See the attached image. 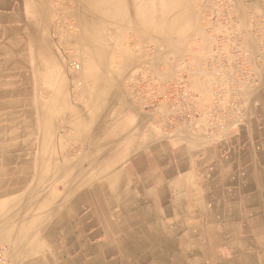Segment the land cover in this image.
Masks as SVG:
<instances>
[{
    "label": "crops",
    "instance_id": "crops-1",
    "mask_svg": "<svg viewBox=\"0 0 264 264\" xmlns=\"http://www.w3.org/2000/svg\"><path fill=\"white\" fill-rule=\"evenodd\" d=\"M233 2L241 9L237 18L244 27L225 30L234 35L232 42L181 49L166 64L164 51L152 56L143 51L139 59L125 60L124 75L113 84L101 83L110 71L94 80L106 85L107 93L95 92L88 106L98 116L89 145L100 147L101 116L107 112L115 132L107 146L123 147V155L109 158L101 172L88 168L95 169L88 175L83 165L66 168L62 160L60 176L69 175L82 188L59 185V191L52 187L53 166L48 170L44 158L30 150L26 160L16 154L19 146L36 148L37 125L42 124L36 118L51 113L50 104L42 103L51 94L39 86L37 62L51 47L38 40L45 33L42 26L36 28L43 18L42 3L40 9H30L27 14H34L26 23L13 2L0 0L2 264H264V0ZM252 19L259 22L249 24ZM63 86L66 100L75 103L77 92H69L68 82ZM170 87L175 92L165 100ZM81 97L87 104L88 97ZM78 137L81 144L66 141L71 148L83 146V136ZM125 167L130 174L124 178ZM89 177L93 180L87 185ZM100 185L109 193L119 191L118 201H131L124 209L126 202L114 200L104 221L107 229L92 197ZM52 193L57 199H47ZM179 213L189 221L179 220ZM168 230L172 238L163 239ZM188 231L195 234L184 236ZM117 238L137 248L121 257L114 251ZM90 240H95L92 249L84 247Z\"/></svg>",
    "mask_w": 264,
    "mask_h": 264
},
{
    "label": "rangeland",
    "instance_id": "rangeland-1",
    "mask_svg": "<svg viewBox=\"0 0 264 264\" xmlns=\"http://www.w3.org/2000/svg\"><path fill=\"white\" fill-rule=\"evenodd\" d=\"M5 1L7 4L13 2V6L20 11L18 13H20L19 15L22 19L21 21H23L24 18L23 22H31V16H33L34 13H27L30 11L28 6H30L33 10V0ZM233 1L234 0H186L177 2L171 7L173 10L170 14L159 17L157 20L158 22H163L168 26H174V29L171 32L167 30L163 31L161 29L160 31H156L151 29L149 26L145 29H140L141 27L139 26H145L147 23L153 21L146 20L145 16L140 14V8L143 6V3H141L140 0H128V2H124V5L127 7V11L129 12V17L117 18L118 16H109L105 19V23L101 24L105 29L103 32H100L102 29L101 26H99L100 28L96 27V31L98 30L99 33L105 35L108 34V32L110 33L108 30L109 28L112 29V33L110 34L112 43L108 46L109 48H107V55H103V57L108 58L104 64L107 66V70L110 71V75H108V78H104L101 83L109 84L112 82L113 84L114 78L124 75V66L126 65V61L133 60L134 55H136L134 60L139 59V55L143 51H146L149 56L155 55L157 51H164L166 55V58L164 59L165 63L169 60L168 57L170 54L178 52L181 49L198 51L203 50L204 48L216 47L221 43L232 42L234 40V38L232 39L234 35L227 34L225 30L232 31L234 33V29L237 27L240 29L244 27V25L242 26L243 20L237 18L238 13H241V9L237 10V3ZM41 3L43 8V18L41 23H37L38 25L36 28L39 29L40 26H42L43 30L45 29V33H42L38 40L41 45L44 44L45 41H49L51 47H47L45 49L46 52L41 53V57L37 59L39 68L41 69V71L39 70V86L42 91H46V96L49 95L50 97L51 94L49 99H43L42 102L46 107V104H50L51 113L50 115H44L41 117L44 122H41L42 124L37 126L38 133L36 132V140L39 141V139L42 138L50 140V143L55 146L53 149L55 150V156L57 157H63V155L65 157H81V154L85 149L84 146L79 149H74L68 144L71 139L81 144V140H79L78 137L80 129L90 133L89 139H91L90 131L93 126L96 125V123H93L96 120V117L88 114L87 108L88 106H91L92 99L95 97L94 93L96 88L94 85L97 84H94L92 81L90 82L87 75H83L80 58L82 54H84L85 49L79 48L78 50V48H75L74 44L76 42L70 37V35L79 32L76 37L80 39L84 37L85 40L88 38V35L84 30L85 28H77V22L80 18V14L82 13L81 3L80 0H41ZM243 5L244 4L239 7H243ZM162 6L160 3L158 4V8H161ZM90 11L91 10H89V12ZM86 20L90 19L86 18ZM253 22L258 23L259 20L252 19L248 21L249 24ZM261 22H264V19ZM118 23H126L127 25H130L131 23L132 26L126 25L127 27L117 31L118 28L115 29L114 27H116L115 24ZM50 59L55 60V62L50 63ZM69 65H73L74 69H71ZM137 65L140 64L138 63ZM103 67L101 68V71L103 70ZM63 82H68L69 92L71 94L77 92V96L79 97L75 103H71L66 100L64 95L67 94V91L63 86ZM81 96L88 97L87 104L82 101ZM64 103L65 109H63L64 107H61V104ZM77 104L83 106L82 109L80 107L79 111L76 109ZM84 111H86V113ZM76 118L79 120V124H76L78 129L76 128V125L72 123ZM64 129L69 131L65 134ZM60 130H62V132ZM117 130L118 129H116V131ZM114 138V129L110 128L108 120L106 119L105 124H102L101 126L99 135L100 147H90V150L96 155L95 157L100 158V163L95 164L97 172L98 168L100 172L102 171L101 168L104 167L109 158L118 154H123V147L118 149L113 146H107V143L114 140ZM35 154L37 156H42L43 152L38 150V153ZM50 154L53 153L50 152ZM52 166L53 188L58 189L59 185L63 187L62 189H70L77 186L82 188V186H80V182L70 180L71 178L69 175L65 174L60 176V172L56 171L58 170L57 166H59V162L53 163ZM94 171L95 169H92V171L88 168L85 169L87 175L92 174ZM45 175L46 177L48 176L47 174ZM38 182L39 181L37 180V184ZM84 191H86V188H84ZM86 233L87 230L85 235L88 234ZM91 241L92 240L87 243L85 242L84 247L89 246L91 248ZM5 262L6 259L4 257L3 263Z\"/></svg>",
    "mask_w": 264,
    "mask_h": 264
},
{
    "label": "bare ground",
    "instance_id": "bare-ground-1",
    "mask_svg": "<svg viewBox=\"0 0 264 264\" xmlns=\"http://www.w3.org/2000/svg\"><path fill=\"white\" fill-rule=\"evenodd\" d=\"M41 0H33V9L34 11L35 10H38L40 9V2ZM75 1V0H74ZM148 0H143V6L140 8V14L143 16H145V19L146 20H153L152 22H149L147 23L145 26H139L141 27L140 29H145L147 26H149L151 29L153 30H156V31H160L161 30H167L169 32H171L173 29H174V26H168L166 25L165 23L163 22H158V18L159 17H163V16H167L168 14H170V12L173 10V8H171L175 3L179 2V0H149L151 1V3H148L147 2ZM158 1V2H157ZM180 1H183V0H180ZM124 2H128V0H80V3H81V14H80V18L77 22V28H85V33L88 35V38L87 40H85V38H78L76 37L78 33H75V34H72L70 35V37L72 39L75 40V44H74V47L75 48H81V49H85L84 51V54H82L81 58H80V63H81V69L83 70V75H87V78L88 80L91 81H97V80H101L103 78V74L108 72L107 70V66L104 64L108 58H105L103 57V55H107L106 51L107 48H109L108 46L112 43L111 42V37H110V34L112 33V29H107L110 31V33L108 32V34H101L99 33V31L97 30L96 31V27H99L101 26L102 29L100 32H103L105 29H104V26H102L101 24L102 23H105V19L108 18L109 16H118L117 18H125V17H129V12L127 11V7L124 5ZM157 2V3H156ZM232 2V1H231ZM161 4L164 5L162 6L161 8H158V4ZM156 4V6H155ZM230 4V3H229ZM242 4V3H241ZM21 5V4H20ZM53 7V6H52ZM232 7V6H231ZM22 8V7H21ZM29 9H31L30 6H28ZM225 8V7H224ZM54 9V8H52ZM130 9V8H128ZM8 10V9H7ZM89 10H91L89 12ZM201 12V11H200ZM220 12V11H219ZM6 14V13H5ZM217 15V14H216ZM225 16V15H224ZM87 19H90V20H86ZM168 19V18H167ZM180 20V19H179ZM55 21V20H54ZM90 21V22H88ZM208 21V20H207ZM146 23V22H145ZM168 23V22H167ZM56 24V23H55ZM122 24V25H121ZM121 24H115L116 27H114L115 29H117V31H120L121 29L127 27V26H132V24L130 23V25H127L126 23H121ZM140 24V23H139ZM127 25V26H126ZM58 26V25H57ZM60 27V26H59ZM58 28V27H57ZM100 28V27H99ZM177 28V27H176ZM120 29V30H119ZM45 30V29H44ZM68 30V29H67ZM73 31V30H72ZM77 32V31H76ZM54 35V34H53ZM149 35V34H148ZM149 38V36H148ZM6 43V42H5ZM65 45V44H64ZM63 45V46H64ZM7 47V46H6ZM50 48V47H48ZM56 48V47H55ZM60 48V47H59ZM7 50H5L6 52ZM11 51V50H10ZM9 52V51H8ZM4 53V51H3ZM52 53V52H51ZM73 53V52H72ZM53 54V53H52ZM58 54V53H57ZM9 57V56H8ZM7 57V58H8ZM61 57V56H60ZM54 58V57H53ZM50 59V63H54L55 60H52ZM74 63V62H73ZM104 66V67H103ZM103 67V70L101 71V68ZM66 68V67H65ZM87 69V70H86ZM41 71V69H40ZM73 71V70H72ZM89 73V74H88ZM49 77V76H48ZM99 78V79H98ZM93 82L94 84H96V82ZM24 82V81H23ZM41 84V83H40ZM96 90V94L98 95V92H102V91H107V88H106V85H102L101 83H97L96 85H94ZM69 89V88H68ZM110 89V88H109ZM4 91V90H3ZM30 93V92H29ZM107 93V92H106ZM110 93V92H109ZM14 95V94H13ZM79 95V94H78ZM96 95V96H97ZM30 96L32 97V95L30 94ZM90 97V96H89ZM13 98V97H12ZM97 98V97H96ZM5 99V98H4ZM14 100V98H13ZM102 102V101H101ZM11 105V104H10ZM29 105V104H28ZM98 105H100V101H98ZM7 106V105H6ZM59 107V106H58ZM61 107H64L63 109H65V103L64 104H61ZM11 109V108H10ZM21 109V108H20ZM6 110V109H5ZM21 111V110H20ZM87 111H88V114H91L92 116H95L96 115V118H98L97 114H96V109H95V112L89 108H87ZM86 113V111H84ZM100 115H102L103 113L102 112H98ZM17 114V113H16ZM31 114V113H30ZM9 115V114H8ZM27 115V114H26ZM16 116V115H15ZM7 117V116H6ZM41 117L42 115L40 116H37L36 118V121L38 119L41 120ZM61 117V116H60ZM109 117V114H107V112L105 114H103L102 116V119L104 118L105 121L106 119ZM11 118V117H10ZM25 119V118H24ZM39 121V120H38ZM37 121V122H38ZM42 122H44V120H41ZM20 122V121H19ZM35 122V121H34ZM26 123V122H25ZM73 124H79V120L76 118L75 120H73L72 122ZM15 124V123H14ZM30 124V122H29ZM28 124V125H29ZM26 126V125H25ZM38 126V125H37ZM29 127V126H28ZM76 128L78 129L77 125H76ZM7 129V128H6ZM35 129V127L33 128V130ZM38 130V129H37ZM16 132V130H15ZM18 133V132H17ZM38 133V132H37ZM14 134V133H13ZM22 134V133H21ZM15 135V134H14ZM16 136V135H15ZM14 136V137H15ZM20 136V135H19ZM73 136V135H72ZM79 136H83V140H82V143H83V146H84V151L83 153L81 154V157H79L78 159H73V161L68 158V157H65L63 155V157H60V156H55V150L53 149V147H55L53 144L50 143V140L48 139H39V141H37V145H36V148L35 149H32V147H26V146H19V152H17L16 154L21 157V158H24L26 160V158H28V151L30 150V153H32L34 151V153H38V150L43 152V155L40 156L43 160V161H46L45 163V166L47 167V169L49 170L50 167L52 166V164H50L51 162L52 163H60L63 165V162L64 164H68L66 165V168H70V167H77V165H83V168H91V167H94L96 164L95 161H96V155L90 150V142H91V139H89L87 136V132H85L84 130L80 129L79 131ZM21 137V136H20ZM33 137V136H32ZM49 137V136H48ZM35 139H37V136L35 135ZM6 140V139H5ZM28 141V140H27ZM8 142V141H7ZM6 142V144H7ZM12 142V141H11ZM7 147V146H6ZM66 147V146H65ZM4 149V148H3ZM69 151V150H68ZM50 152H52L53 154H50ZM72 152V151H70ZM6 153V152H5ZM7 155V154H6ZM73 155V154H72ZM123 155V154H122ZM37 156V155H36ZM6 157V156H4ZM50 158V159H49ZM99 159V158H98ZM63 160V162H62ZM28 163V162H27ZM32 163V162H31ZM59 164V165H60ZM25 165V164H24ZM65 166V165H64ZM23 167V166H22ZM30 167V166H29ZM58 168H60V166H57ZM15 168V167H14ZM21 168V167H19ZM13 169V168H12ZM90 170V169H89ZM122 170V169H121ZM55 171V170H54ZM56 171H59L56 170ZM22 172V171H21ZM88 172V171H86ZM97 172V170H96ZM19 173V172H18ZM130 174V171L128 169V167H125V169H123L121 171L120 174H122L121 176H123L125 178V175L126 174ZM28 174V173H27ZM26 174V175H27ZM65 174V173H64ZM23 175V174H22ZM34 176V174H33ZM128 176V175H127ZM118 177V176H117ZM117 179V178H116ZM92 180H93V177H89V179L86 180L87 182V185H90L92 184ZM30 181V180H29ZM78 181V180H77ZM107 182H105L106 184ZM138 183V182H137ZM139 184V183H138ZM16 187V186H15ZM18 187V186H17ZM20 187V186H19ZM22 187V186H21ZM17 189V188H16ZM15 189V190H16ZM55 189V188H54ZM106 189V190H105ZM142 189V188H141ZM11 190V188H10ZM14 190V189H13ZM88 190V189H87ZM83 191V190H82ZM109 191V190H108ZM107 191V187L106 185H100L98 186V188L95 189V193H94V196H92L94 198L93 200V203L95 205H98L100 208H98V211L96 209V213L98 214H101L102 217H103V224H104V227H106L107 229V226L108 224L106 223L108 221V207L110 205H112L114 203H116V201L114 200H117L118 201V192L119 191H116L115 192L113 191L112 193H109ZM67 192V191H66ZM80 194V193H79ZM139 196V195H138ZM56 195H54V193H52L51 196H49L47 199H53L55 198ZM89 197V196H88ZM57 199V198H55ZM137 204L136 205H140L141 204V200L140 198L138 197L137 198ZM50 200V201H51ZM87 200V199H86ZM125 200V199H124ZM72 201V200H71ZM79 201V200H78ZM114 201V202H113ZM163 201H165V199L163 198ZM88 202V201H85V203ZM91 202V201H90ZM120 204H124L125 202V205L124 206V209L131 205V201L129 199H126L125 201H118ZM70 203V202H68ZM67 203V204H68ZM87 204V203H86ZM84 205V204H83ZM76 207V205H75ZM74 207V208H75ZM102 207V208H101ZM78 208V207H76ZM84 208V207H83ZM232 208V207H231ZM82 209V208H81ZM80 209V210H81ZM113 209V208H112ZM121 210L123 208H120ZM157 210V209H156ZM93 211V210H92ZM111 211V210H109ZM119 211V210H117ZM161 212V211H160ZM166 212H169V211H165ZM116 214V213H115ZM121 214V213H120ZM144 214H147V215H150V214H156V213H150V212H145ZM160 214V213H159ZM158 214V215H159ZM69 215V214H68ZM172 215V214H171ZM63 216V215H61ZM178 216V217H177ZM176 217L179 218V220H184V221H189L188 219V216L185 214V215H181L179 213V215H177ZM36 217V216H35ZM156 217V216H155ZM153 217V218H155ZM169 217V216H168ZM51 219V218H50ZM57 219V218H56ZM54 219V221L56 220ZM170 221L173 220V215H172V218L169 219ZM67 221V220H66ZM106 221V222H104ZM168 222V220H166ZM154 222V221H153ZM180 222V221H179ZM53 223V222H52ZM69 223V222H67ZM175 223V222H174ZM182 223V222H180ZM184 223V222H183ZM48 224V223H47ZM173 224V223H172ZM179 224V223H178ZM73 225V224H72ZM174 225V224H173ZM45 226V225H44ZM142 225H140L141 227ZM168 227V226H167ZM196 227V226H195ZM122 228V227H121ZM181 228V227H180ZM215 228V227H214ZM142 229V228H141ZM184 229V228H183ZM150 230V229H148ZM182 230V229H181ZM218 230V229H217ZM63 231V230H62ZM169 231V230H168ZM144 232V231H143ZM64 233V232H63ZM153 233V232H152ZM151 233V234H152ZM61 234V232H60ZM59 234V235H60ZM87 234V233H86ZM175 234V233H174ZM191 234H195V231L193 232H190L188 231L186 234H184V236H189ZM79 235V234H78ZM83 235V234H82ZM93 235V234H92ZM114 235V234H113ZM182 235V234H181ZM96 236V235H95ZM173 236V232L172 230L169 231L167 234H164V237L163 239L165 238H169L171 239ZM62 237V236H61ZM89 237V236H88ZM152 237V236H151ZM157 237V236H156ZM183 237V236H182ZM113 237H111V239H113ZM122 238H125V237H122ZM139 238V237H138ZM185 238V237H184ZM59 239V238H58ZM94 239V238H93ZM158 239V238H157ZM198 239V238H197ZM123 239H116V245H115V250L118 254L121 255V257H123V255L125 254H131L134 252L133 250V247L137 248L136 246H133L131 244H124V242H122ZM138 240V239H137ZM146 240V239H145ZM207 240V239H206ZM92 241H95V240H92ZM175 241V240H174ZM173 241V242H174ZM186 241V239H185ZM182 242V241H181ZM203 242V241H202ZM207 242V241H206ZM160 243V242H158ZM94 244V243H93ZM144 244V243H143ZM142 245V243H141ZM152 245V244H151ZM163 245V244H162ZM177 245V244H176ZM185 245V244H184ZM204 245V244H203ZM243 245V244H242ZM187 246V245H186ZM185 246V247H186ZM151 247V246H150ZM161 247V246H160ZM164 247V246H163ZM180 247V246H179ZM210 247V246H209ZM208 247V248H209ZM183 248V247H182ZM187 248V247H186ZM192 248V246H191ZM190 248V249H191ZM207 248V247H206ZM156 248L154 247V250ZM173 249V248H172ZM97 251V250H96ZM151 251V250H150ZM157 251V250H156ZM170 251V250H169ZM189 251V250H188ZM210 251V250H209ZM148 252V251H147ZM220 252V251H219ZM27 253V252H26ZM146 253V252H145ZM152 253V252H150ZM164 253V252H163ZM222 253V252H221ZM101 255V254H100ZM163 255V254H162ZM179 255V254H178ZM209 255V254H208ZM207 255V256H208ZM216 255V254H215ZM251 255V254H250ZM249 255V256H250ZM264 255V253H263ZM90 256V255H89ZM221 256V255H220ZM262 256V255H261ZM117 257V256H116ZM152 257V256H151ZM158 257V256H157ZM162 258V257H161ZM165 258V257H164ZM211 258V257H210ZM218 258V257H217ZM221 258V257H220ZM137 259V258H136ZM147 260V259H146ZM157 260V259H156ZM173 260V259H172ZM181 260V259H180ZM198 260V259H197ZM162 261V260H161ZM146 262V261H145ZM151 262V261H150ZM163 262V261H162ZM181 262V261H180ZM114 263V262H113ZM147 263V262H146ZM178 263V262H177ZM182 263V262H181ZM247 263V262H246ZM2 264V263H1ZM121 264V263H120ZM164 264V263H163ZM167 264V263H166ZM191 264V263H190Z\"/></svg>",
    "mask_w": 264,
    "mask_h": 264
},
{
    "label": "built area",
    "instance_id": "built-area-1",
    "mask_svg": "<svg viewBox=\"0 0 264 264\" xmlns=\"http://www.w3.org/2000/svg\"><path fill=\"white\" fill-rule=\"evenodd\" d=\"M174 92H175V89L173 87L167 88L166 91H164L163 98L165 100L171 99ZM3 261H4L3 250L0 247V264L3 263Z\"/></svg>",
    "mask_w": 264,
    "mask_h": 264
}]
</instances>
